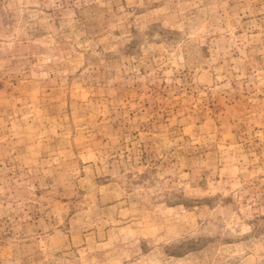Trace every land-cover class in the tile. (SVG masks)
Returning a JSON list of instances; mask_svg holds the SVG:
<instances>
[{
    "label": "rangeland",
    "instance_id": "374dc122",
    "mask_svg": "<svg viewBox=\"0 0 264 264\" xmlns=\"http://www.w3.org/2000/svg\"><path fill=\"white\" fill-rule=\"evenodd\" d=\"M0 264H264V0H0Z\"/></svg>",
    "mask_w": 264,
    "mask_h": 264
}]
</instances>
